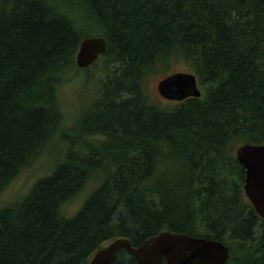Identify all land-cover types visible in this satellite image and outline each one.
Returning a JSON list of instances; mask_svg holds the SVG:
<instances>
[{"label":"trees","instance_id":"obj_1","mask_svg":"<svg viewBox=\"0 0 264 264\" xmlns=\"http://www.w3.org/2000/svg\"><path fill=\"white\" fill-rule=\"evenodd\" d=\"M87 37L106 40L104 75L61 130L59 90ZM174 61L201 96L161 106L144 83ZM59 136L72 137L52 173L0 207V264H88L116 238L139 247L165 231L224 243L226 264H264L235 156L264 144V0H0V196ZM111 264L134 259L123 249Z\"/></svg>","mask_w":264,"mask_h":264},{"label":"water","instance_id":"obj_2","mask_svg":"<svg viewBox=\"0 0 264 264\" xmlns=\"http://www.w3.org/2000/svg\"><path fill=\"white\" fill-rule=\"evenodd\" d=\"M105 50L103 37L84 38L75 57L77 67H90ZM157 91L162 98L176 102L201 96L195 74L187 72L163 78L157 84ZM235 156L245 171L244 195L264 220V144L240 145ZM123 249L134 259V264H226L229 259V248L220 241L165 231L139 247H133L126 238H116L97 251L88 264H111Z\"/></svg>","mask_w":264,"mask_h":264},{"label":"rangeland","instance_id":"obj_3","mask_svg":"<svg viewBox=\"0 0 264 264\" xmlns=\"http://www.w3.org/2000/svg\"><path fill=\"white\" fill-rule=\"evenodd\" d=\"M103 69V59L99 57L88 68L87 72L84 69H79L68 73V81L59 90V105L62 113L61 130L73 128L76 120L81 118L97 96L99 82L104 75V73L102 74L104 72ZM185 71H188V67L180 61L172 62L168 70V72L172 73ZM166 73L158 69L144 83L150 100L161 106H169L174 103V101L162 98L157 91V84L167 76ZM71 137L68 141H64L59 136L54 144H49L30 166L23 169L0 196V207L8 206L15 201L19 202L41 175L49 176L57 166L58 160L65 154L66 148L71 142ZM98 185L99 182L96 180L89 181L84 190L62 208L63 212L67 214L66 217L72 218L75 216ZM107 244L105 243L104 246Z\"/></svg>","mask_w":264,"mask_h":264},{"label":"bare ground","instance_id":"obj_4","mask_svg":"<svg viewBox=\"0 0 264 264\" xmlns=\"http://www.w3.org/2000/svg\"><path fill=\"white\" fill-rule=\"evenodd\" d=\"M74 11H76V10H74ZM85 16V15H84ZM92 21V20H91ZM105 33V32H104ZM106 34V33H105ZM80 72V71H79ZM145 89V88H144ZM201 89V88H200ZM197 100V99H196ZM90 117V116H89ZM79 138V137H78ZM81 138V137H80ZM84 144V143H83ZM90 148V147H89ZM58 154V153H57ZM42 176V175H41ZM8 211V210H7Z\"/></svg>","mask_w":264,"mask_h":264},{"label":"flooded vegetation","instance_id":"obj_5","mask_svg":"<svg viewBox=\"0 0 264 264\" xmlns=\"http://www.w3.org/2000/svg\"><path fill=\"white\" fill-rule=\"evenodd\" d=\"M174 102H176V101H174Z\"/></svg>","mask_w":264,"mask_h":264}]
</instances>
